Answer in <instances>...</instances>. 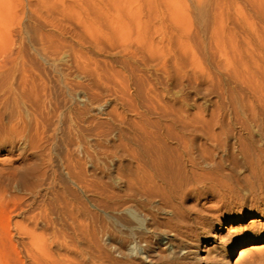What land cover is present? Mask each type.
<instances>
[{
    "label": "rangeland",
    "instance_id": "1",
    "mask_svg": "<svg viewBox=\"0 0 264 264\" xmlns=\"http://www.w3.org/2000/svg\"><path fill=\"white\" fill-rule=\"evenodd\" d=\"M260 215L264 0H0V264H264Z\"/></svg>",
    "mask_w": 264,
    "mask_h": 264
},
{
    "label": "bare ground",
    "instance_id": "2",
    "mask_svg": "<svg viewBox=\"0 0 264 264\" xmlns=\"http://www.w3.org/2000/svg\"><path fill=\"white\" fill-rule=\"evenodd\" d=\"M264 218V216L260 215L259 217H256V216H253L251 218V226L245 231V232H241V231H238L237 235H243V238L244 240H246L247 238H252V237H257V239H260L261 242H264V237H260V235H262L261 231L258 230V224H257V221H258V218ZM243 219L245 220V217H243ZM238 222H243L241 220H239ZM237 222V223H238ZM235 221L233 223H231V226L230 228H233L235 227ZM234 250H235V246L232 247V250L230 251L231 254L234 253ZM240 257H244L248 254V251H246L245 249H241V253H240Z\"/></svg>",
    "mask_w": 264,
    "mask_h": 264
}]
</instances>
